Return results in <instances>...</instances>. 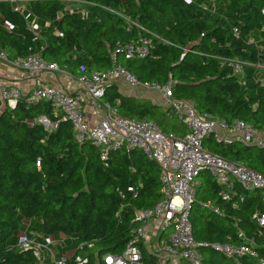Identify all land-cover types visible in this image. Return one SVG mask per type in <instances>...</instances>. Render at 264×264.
Listing matches in <instances>:
<instances>
[{
  "label": "trees",
  "instance_id": "1",
  "mask_svg": "<svg viewBox=\"0 0 264 264\" xmlns=\"http://www.w3.org/2000/svg\"><path fill=\"white\" fill-rule=\"evenodd\" d=\"M24 1L27 17L12 1L0 0V51L7 59L35 52L74 78L118 66L137 81L169 83L173 97L187 100L199 114L264 130L262 48L251 36L257 32L264 38V0ZM75 1L83 2L85 16L64 9ZM33 17L36 30L27 25ZM128 43L145 44V55L128 57L123 48ZM99 103L121 117L152 121L163 133L187 132L160 104L124 93L115 82L106 85ZM39 117L56 127L45 128ZM201 144L264 177V148L211 135ZM197 178L188 218L202 254L199 264H259L264 260L261 191L243 189L236 180L230 186L219 183L206 171ZM160 189L159 168L140 149L118 147L101 159L91 141H76L70 122L53 112L49 101L0 103V264H35L32 251L17 244L27 229L49 238L74 236L69 253L55 254L65 256L67 264L78 253H86V264H103L101 255L123 250L135 212L152 208ZM32 219L39 224L32 225ZM216 244H244L257 257L227 256ZM139 260L159 264L142 245Z\"/></svg>",
  "mask_w": 264,
  "mask_h": 264
},
{
  "label": "built area",
  "instance_id": "2",
  "mask_svg": "<svg viewBox=\"0 0 264 264\" xmlns=\"http://www.w3.org/2000/svg\"><path fill=\"white\" fill-rule=\"evenodd\" d=\"M16 3L15 10L26 11L24 0H8ZM76 2V1H75ZM81 6L64 7L69 13L86 15V9ZM28 14H25L27 17ZM11 28L10 24H7ZM31 30H36L35 18L27 20ZM130 58H141L145 55V44L128 43L123 46ZM0 61L15 68L21 79L31 81V86L22 91L17 83H2L0 81V103L13 107L24 100L29 103L35 99L49 101L53 112H61L74 133L77 142L91 141L99 147L100 158L115 148H137L147 157L154 160L159 168L161 182V197L150 209L137 210L133 216L134 226L131 236L123 250L119 253H107L100 256L103 264H141L140 245L144 246L158 260L159 264H178L188 262L199 264L202 254L198 243L192 237L188 210L198 185L197 175L206 171L217 182L230 186L236 180L241 188L246 190L258 189L264 199V177L252 171L241 163L229 162L208 151L201 144L203 137L211 135L214 140L227 141L237 139L264 148V130H255L250 125L234 120L228 123L220 118L206 113L199 114L192 104L184 99L173 97L169 83L137 81L133 75L121 67L113 66L107 70L95 71L90 74L71 77L59 68L55 62H47L38 53H29L7 59L0 51ZM235 70L239 69L236 62ZM64 72L73 80V88L63 85H47L39 81L43 73L54 74ZM115 82L118 87H128L134 95H152L159 98L160 104L168 116L175 117L186 126L184 135L161 132L155 123L147 120H131L117 115L108 104H100L107 84ZM126 92V91H125ZM130 92H126L130 94ZM88 104L96 115V122L85 118L83 107ZM38 121L48 129H54L56 123L48 122L39 117ZM226 198V194H221ZM44 237L34 230L27 229L17 238V244L22 249H29L35 258V264H67L63 255L56 257L51 245L58 246L63 241ZM81 246V245H79ZM90 247V244L87 245ZM214 247L227 256L246 254L253 258L256 253L247 245L230 246L216 244ZM86 253H78L71 264H86ZM259 264H264L259 259Z\"/></svg>",
  "mask_w": 264,
  "mask_h": 264
},
{
  "label": "crops",
  "instance_id": "3",
  "mask_svg": "<svg viewBox=\"0 0 264 264\" xmlns=\"http://www.w3.org/2000/svg\"><path fill=\"white\" fill-rule=\"evenodd\" d=\"M25 5V4H24ZM0 81L3 83H17L22 91L27 90L31 86V81H26L19 77L18 71L9 64H5L0 61ZM39 81L42 84L57 86L63 85L66 88H73V80L70 76L66 75L64 72L48 74L43 73L39 75ZM120 88V87H119ZM124 93L130 92L131 90L128 87H123ZM130 94L134 95L130 92ZM84 116L90 122H96L97 117L91 111V108L88 104H85L83 107Z\"/></svg>",
  "mask_w": 264,
  "mask_h": 264
},
{
  "label": "rangeland",
  "instance_id": "4",
  "mask_svg": "<svg viewBox=\"0 0 264 264\" xmlns=\"http://www.w3.org/2000/svg\"><path fill=\"white\" fill-rule=\"evenodd\" d=\"M14 6H16V3L15 2H12ZM25 5H26V11H25V14H28L29 12V8H28V4L26 1L23 2ZM67 6H81V3H76V2H66V4L64 5V7H67ZM252 37H254L255 41H257L258 43V48H262L261 52H260V66H264V38H259L257 36V32H253L251 34ZM156 96H154V94L152 95V99L154 101H158L159 102V98H155ZM153 102V101H152ZM30 221H27L26 223H24V225L22 226V229H24L25 227H27L29 225ZM31 223L32 225H38L39 224V221L37 219H32L31 220ZM37 232H39V230L36 229ZM50 236L52 239L54 240H63V242L58 245V246H53L51 245V249L53 252H57V250H60L61 252H66V253H69L70 250L73 248V245L76 244V240L74 238V236H61L59 234H51V235H48ZM44 238L41 239L39 238L38 236V239L40 241H45L46 237L47 236H43Z\"/></svg>",
  "mask_w": 264,
  "mask_h": 264
}]
</instances>
